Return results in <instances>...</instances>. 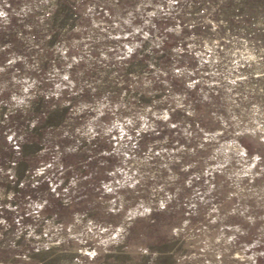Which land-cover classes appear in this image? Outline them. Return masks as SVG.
<instances>
[{
  "label": "rangeland",
  "instance_id": "374dc122",
  "mask_svg": "<svg viewBox=\"0 0 264 264\" xmlns=\"http://www.w3.org/2000/svg\"><path fill=\"white\" fill-rule=\"evenodd\" d=\"M0 13V264H264V0Z\"/></svg>",
  "mask_w": 264,
  "mask_h": 264
},
{
  "label": "snow or ice",
  "instance_id": "6c2138e0",
  "mask_svg": "<svg viewBox=\"0 0 264 264\" xmlns=\"http://www.w3.org/2000/svg\"><path fill=\"white\" fill-rule=\"evenodd\" d=\"M0 15H3V13H0Z\"/></svg>",
  "mask_w": 264,
  "mask_h": 264
}]
</instances>
